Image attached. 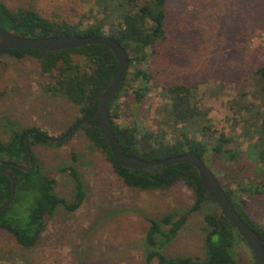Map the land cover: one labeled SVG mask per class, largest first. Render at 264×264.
<instances>
[{"label":"rangeland","instance_id":"obj_1","mask_svg":"<svg viewBox=\"0 0 264 264\" xmlns=\"http://www.w3.org/2000/svg\"><path fill=\"white\" fill-rule=\"evenodd\" d=\"M3 1L13 9L29 4L44 16H70L72 20L95 6V0ZM165 8L168 37L164 47H155L160 51L146 66L151 72L149 92L131 106L123 105L122 97L117 121L130 124L138 119L155 129L161 120L157 111L162 103L160 86L194 83L193 102L205 112L210 130L224 132L247 154L248 138L255 139L257 133L247 122L251 117L244 106L259 101L253 72L264 65V0H169ZM39 79L35 57L0 54V140L8 139L12 128L28 127L62 137L80 116L72 102L45 94ZM136 108L140 115L135 118ZM57 143L31 147L38 168L55 177L57 194L71 201L75 182L65 168L74 167L83 181L85 197L75 211L58 205L39 241L30 248L19 246L0 228V264H146L148 219L189 209L192 196L188 188L178 184L169 190L145 191L124 185L103 153L85 148L79 130ZM246 154H242L246 164L232 172L239 173L237 179L243 183L260 181V165L255 166ZM243 196L251 214L264 220V195ZM16 203L13 212L22 205ZM215 208V203L204 202L159 249L168 256H202L203 215ZM247 246L238 244L236 257L240 264H255Z\"/></svg>","mask_w":264,"mask_h":264},{"label":"trees","instance_id":"obj_2","mask_svg":"<svg viewBox=\"0 0 264 264\" xmlns=\"http://www.w3.org/2000/svg\"><path fill=\"white\" fill-rule=\"evenodd\" d=\"M169 0H95V6L72 20L70 16L47 17L32 5L9 7L0 0V26L13 33L41 37L48 35L75 34L80 36L108 35L115 38L128 52V71L109 106V117L115 137L128 155L142 159H163L191 152L200 156L206 165L217 174L218 180L242 219L260 236L264 245V220L251 214L247 197L264 195V65L253 72L254 92H259L256 105H245L250 114L249 126L254 127L257 137L250 136L249 152L241 150L224 132L210 130L202 112L195 106L196 85L194 83H172L160 86L161 105L157 111L161 120L157 127L149 126L134 119L130 124L118 122L117 116L122 104L131 106L149 92L151 72L146 66L153 54L159 53L156 46H165L168 37L166 8ZM16 58L26 55L39 62L40 89L50 96L59 97L77 106L80 116L64 133L70 132L76 123L91 115L98 99L109 84L117 69L112 51L104 44H88L82 47L55 50L6 49L0 51ZM131 70V71H130ZM135 118L139 117L136 108ZM241 110V106H239ZM84 145L89 151H99L111 163L120 181L131 188L145 191L169 190L182 184L192 196L189 209L183 212H169L158 218H149L145 232L148 251L146 264H240L235 248L246 242L234 226L220 213L218 207L203 215V255L168 256L159 248L168 243L186 223L189 215L198 211L204 202H213L201 182L197 170L188 163L169 166H152L133 170L120 165L112 155L108 141L101 133L97 121L92 119L79 129ZM47 133L37 127L10 129L8 139L0 140V158L5 162L28 166V153L36 159L31 147L34 145L58 144L46 139ZM25 138L27 142H25ZM246 157L256 166L260 165V181L243 183L237 179L239 173L232 171L244 166ZM9 171L15 180V197L10 206L0 212V228L10 234L15 242L24 248L34 246L40 239L46 223L56 207L62 204L67 210L75 211L85 197L83 181L72 167L65 169L75 182L74 199L67 201L56 190V178L40 171L38 164L26 172L13 165H0ZM240 170V169H238ZM26 197L23 201V197ZM10 196V178L0 173V206ZM13 210V203L16 206ZM248 247V246H247ZM249 249V247H248ZM252 253V252H251ZM255 264H258L252 254Z\"/></svg>","mask_w":264,"mask_h":264},{"label":"water","instance_id":"obj_3","mask_svg":"<svg viewBox=\"0 0 264 264\" xmlns=\"http://www.w3.org/2000/svg\"><path fill=\"white\" fill-rule=\"evenodd\" d=\"M88 44H104L115 56L117 69L113 78L101 93L95 111L82 119L76 126L62 137L47 136L46 139L51 142H62L69 139L82 125L95 119L98 127L107 139L108 145L115 160L122 166L141 170L152 166H169L176 163H188L198 172L199 178L210 197L218 207L220 213L225 217L234 228L241 234L248 245L258 264H264V245L260 236L254 231L240 216L231 200L226 196L217 175L211 171L203 159L191 152H184L179 155L170 156L163 159L146 160L137 156L128 155L124 152L113 132L109 117V106L120 88L126 73L128 71V52L115 38L108 35L91 36L60 34L41 37H30L19 35L8 31L0 26V51L6 49H23L39 51H55L69 48L82 47ZM25 142L27 139L25 138ZM0 165H13L19 169L29 172L34 169V161L31 152L28 153V166L17 165L11 162H5L0 158ZM0 173L10 178V196L7 201L0 206V212L5 210L15 197V180L12 174L0 167Z\"/></svg>","mask_w":264,"mask_h":264},{"label":"flooded vegetation","instance_id":"obj_4","mask_svg":"<svg viewBox=\"0 0 264 264\" xmlns=\"http://www.w3.org/2000/svg\"><path fill=\"white\" fill-rule=\"evenodd\" d=\"M76 124H77V123H76ZM76 124H75V126H76ZM75 126H74V127H75ZM74 127H73V128H74ZM78 129H79V128H78Z\"/></svg>","mask_w":264,"mask_h":264}]
</instances>
